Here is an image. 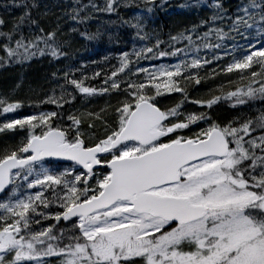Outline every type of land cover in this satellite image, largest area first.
<instances>
[{
    "label": "snow or ice",
    "instance_id": "6c2138e0",
    "mask_svg": "<svg viewBox=\"0 0 264 264\" xmlns=\"http://www.w3.org/2000/svg\"><path fill=\"white\" fill-rule=\"evenodd\" d=\"M167 2L0 3V69L46 60L55 84L0 93V264H264V0H188L207 15L165 39L148 24ZM102 17L140 46L89 76L68 49ZM222 103L249 111L221 120Z\"/></svg>",
    "mask_w": 264,
    "mask_h": 264
},
{
    "label": "trees",
    "instance_id": "16d2710c",
    "mask_svg": "<svg viewBox=\"0 0 264 264\" xmlns=\"http://www.w3.org/2000/svg\"><path fill=\"white\" fill-rule=\"evenodd\" d=\"M45 2L51 3L52 0H45ZM188 0H168L167 4L162 9H157L154 15L151 17L148 27L149 29H157L161 35L167 39L168 33L176 34L177 32L183 31L186 28L191 27L193 24L199 23V21L205 17L208 13L206 8H182L180 5L187 3ZM239 0H225V3L229 5L230 8H234ZM3 3V0H0ZM2 11V9H0ZM58 11V9H57ZM140 13L139 9H125L122 10L121 14L126 17H131ZM112 19H115L113 17ZM107 17H102L99 20H93L90 24L89 31L95 33L97 29L101 33H107L101 35L97 40L88 41L82 39L79 35H74L71 38V47L68 49L71 55V60L66 63L74 67H79L84 65L82 69L84 74L91 76L93 72L100 71L102 75L110 71L114 65L118 64L119 56L125 52H131L133 45L136 47L140 46L139 41L133 39L134 32L132 29L127 27H122L118 23L110 24L107 22ZM108 34L113 35V41L110 42L108 39ZM108 57V59H105ZM167 62V61H164ZM153 64H158L160 61H153ZM145 66L151 67L148 62H144ZM63 66V65H62ZM54 69L45 60L43 64L38 61H34L32 66L25 71L16 67L0 69V93L10 92L14 86L20 80H23V85L21 88L17 89L16 95L20 99L27 100L31 98L35 100L55 86L54 83H49L46 81L45 77L50 75L51 71ZM77 75H80L78 72ZM101 81H89L93 85L100 83ZM219 79L216 81H207L199 86H194L190 94L193 97H204L207 95L210 89L215 88L219 84ZM31 89V90H30ZM162 103L165 105H170L174 103L172 97L165 96L160 98ZM96 100V101H95ZM93 100L91 103L78 102L76 103V109L88 108L90 110H98L100 107L104 106L106 103V98L101 97ZM115 101L113 100V103ZM259 104V102H257ZM46 110H51L52 105H44ZM187 107H192L195 110L198 106L188 105ZM68 108V105H65ZM31 108L25 106L22 110L23 113H30ZM249 109L245 108L244 113L239 109L231 110L227 103H222L216 112V115L221 120L231 119L237 115L247 114ZM0 143H3L0 139Z\"/></svg>",
    "mask_w": 264,
    "mask_h": 264
},
{
    "label": "rangeland",
    "instance_id": "374dc122",
    "mask_svg": "<svg viewBox=\"0 0 264 264\" xmlns=\"http://www.w3.org/2000/svg\"><path fill=\"white\" fill-rule=\"evenodd\" d=\"M95 100V99H94ZM96 101V100H95Z\"/></svg>",
    "mask_w": 264,
    "mask_h": 264
}]
</instances>
